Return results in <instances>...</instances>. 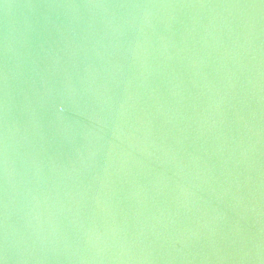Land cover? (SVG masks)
<instances>
[{"label": "water", "instance_id": "95a60500", "mask_svg": "<svg viewBox=\"0 0 264 264\" xmlns=\"http://www.w3.org/2000/svg\"><path fill=\"white\" fill-rule=\"evenodd\" d=\"M0 264H264V0H0Z\"/></svg>", "mask_w": 264, "mask_h": 264}]
</instances>
